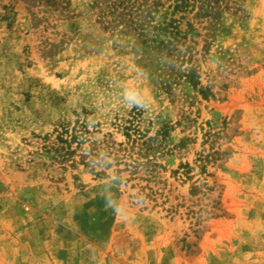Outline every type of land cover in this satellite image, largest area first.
<instances>
[{"label":"rangeland","instance_id":"1","mask_svg":"<svg viewBox=\"0 0 264 264\" xmlns=\"http://www.w3.org/2000/svg\"><path fill=\"white\" fill-rule=\"evenodd\" d=\"M97 1L0 0V264H264V0Z\"/></svg>","mask_w":264,"mask_h":264},{"label":"trees","instance_id":"2","mask_svg":"<svg viewBox=\"0 0 264 264\" xmlns=\"http://www.w3.org/2000/svg\"><path fill=\"white\" fill-rule=\"evenodd\" d=\"M166 0H102L96 2L98 7V19L106 27L114 26L116 23L125 26L129 32L138 34L140 44L148 50L162 54L164 49H169L172 55L175 51L173 41L180 33V22L176 19L189 8L201 0H174L168 7H165ZM166 8V9H165ZM192 72V71H190ZM190 83L196 85L194 75L187 73ZM182 77V76H181ZM76 134L72 136L69 144L78 141V146L82 144ZM67 144V142H63ZM68 153V152H67ZM185 174L191 170L189 165L184 166Z\"/></svg>","mask_w":264,"mask_h":264}]
</instances>
